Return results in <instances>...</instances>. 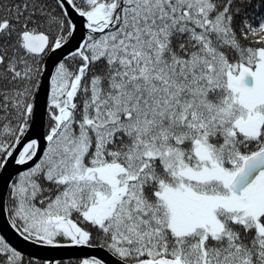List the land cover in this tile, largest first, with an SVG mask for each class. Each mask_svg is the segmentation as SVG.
I'll list each match as a JSON object with an SVG mask.
<instances>
[{"label":"snow or ice","instance_id":"snow-or-ice-1","mask_svg":"<svg viewBox=\"0 0 264 264\" xmlns=\"http://www.w3.org/2000/svg\"><path fill=\"white\" fill-rule=\"evenodd\" d=\"M0 264H264V0H0Z\"/></svg>","mask_w":264,"mask_h":264},{"label":"water","instance_id":"water-1","mask_svg":"<svg viewBox=\"0 0 264 264\" xmlns=\"http://www.w3.org/2000/svg\"><path fill=\"white\" fill-rule=\"evenodd\" d=\"M3 189L0 187V193H2ZM0 234L6 236V239L16 246L18 249H22L26 254L35 253L40 256H55L56 258H63L64 260L70 258H77L78 255L83 253H87L89 250H75V249H64V250H56V251H47V250H38L28 246L25 242L17 237V235L11 230L10 225L7 224V216L6 214L0 216Z\"/></svg>","mask_w":264,"mask_h":264},{"label":"trees","instance_id":"trees-1","mask_svg":"<svg viewBox=\"0 0 264 264\" xmlns=\"http://www.w3.org/2000/svg\"><path fill=\"white\" fill-rule=\"evenodd\" d=\"M76 258L66 259V261H74Z\"/></svg>","mask_w":264,"mask_h":264}]
</instances>
